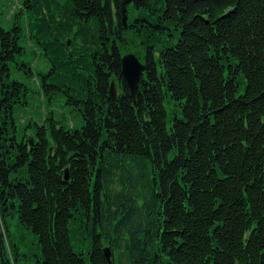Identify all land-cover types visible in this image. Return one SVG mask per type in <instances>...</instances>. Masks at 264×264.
<instances>
[{"label": "trees", "instance_id": "16d2710c", "mask_svg": "<svg viewBox=\"0 0 264 264\" xmlns=\"http://www.w3.org/2000/svg\"><path fill=\"white\" fill-rule=\"evenodd\" d=\"M122 1L21 0L0 21V264H109L106 246L113 264H264V0H135L127 29ZM13 69L83 123L28 135Z\"/></svg>", "mask_w": 264, "mask_h": 264}, {"label": "rangeland", "instance_id": "374dc122", "mask_svg": "<svg viewBox=\"0 0 264 264\" xmlns=\"http://www.w3.org/2000/svg\"><path fill=\"white\" fill-rule=\"evenodd\" d=\"M21 0H0V21L4 27H8L10 25V19L14 11H16L20 7ZM129 12L133 11L131 6L132 4H128ZM131 8V9H130ZM132 17V16H131ZM129 19V16H128ZM125 46L129 49L132 48L133 50H137V44L133 39V36L128 30L125 32ZM24 45H28L29 41L23 40ZM134 52V51H129ZM31 57V56H30ZM34 61L36 65V70L39 69H46L47 64L43 57L38 56ZM12 78L13 79H20L26 82L31 89L35 91V93H31L28 100L29 104L17 108L16 117L18 120V124L20 127H28L26 132L28 135H32V127L29 126L31 122H38L43 123V121L49 116L50 113H53V116L56 119H63L64 115L68 120L69 125H76L79 126L83 123V118L78 114V111L74 110L71 106L65 104V100L62 96L58 94L54 95L52 103H48L44 98L43 95L39 92V85H37V79H31L21 73V71L13 69L12 71ZM170 110V106H168ZM170 112H172L170 110ZM25 129V128H24ZM31 248L33 249L36 245L35 240L31 237ZM86 247V245H84Z\"/></svg>", "mask_w": 264, "mask_h": 264}, {"label": "water", "instance_id": "95a60500", "mask_svg": "<svg viewBox=\"0 0 264 264\" xmlns=\"http://www.w3.org/2000/svg\"><path fill=\"white\" fill-rule=\"evenodd\" d=\"M122 23L125 27L128 26V15L122 12ZM69 44V42H68ZM122 70L121 73L123 75L124 80L128 88L130 89L131 95L133 97L136 96V92L138 90V86L141 82L142 75L146 69V64H143L139 57L135 53H127L121 58ZM116 84L114 81L110 83V93L113 97L116 96ZM68 170L65 171V179H69ZM103 252L105 258L107 259L109 264H113L112 261V251L110 247L106 246L103 248Z\"/></svg>", "mask_w": 264, "mask_h": 264}, {"label": "bare ground", "instance_id": "6f19581e", "mask_svg": "<svg viewBox=\"0 0 264 264\" xmlns=\"http://www.w3.org/2000/svg\"><path fill=\"white\" fill-rule=\"evenodd\" d=\"M133 2L135 3L136 1L135 0H123L122 2H121V10H122V12H124L125 11V13L129 16V17H131V16H133V13H134V11H130L129 12V6H123L124 4H128V3H132L133 4ZM132 8V7H131ZM130 8V9H131ZM123 24V23H122ZM124 26V25H123ZM124 28H125V26H124ZM139 57V56H138ZM122 58V57H121ZM140 59V58H139ZM141 60V59H140ZM141 62L143 63V64H145L142 60H141ZM121 70H122V64H121ZM144 74V73H143ZM143 76V75H142ZM121 78H122V80L126 83V81L124 80V78H123V75H122V73H121ZM112 81H114L115 83H116V81L115 80H111V82ZM110 82V83H111Z\"/></svg>", "mask_w": 264, "mask_h": 264}]
</instances>
